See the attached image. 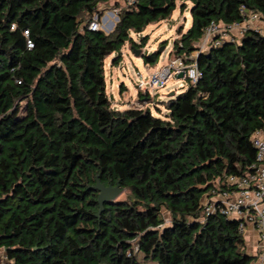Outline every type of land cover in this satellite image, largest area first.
I'll return each instance as SVG.
<instances>
[{"label":"trees","instance_id":"1","mask_svg":"<svg viewBox=\"0 0 264 264\" xmlns=\"http://www.w3.org/2000/svg\"><path fill=\"white\" fill-rule=\"evenodd\" d=\"M186 1L192 24L177 55L195 51L212 22L243 21L242 5L264 17V0H0V248L13 264L256 261L238 222L203 203L256 164L264 35L248 30L201 52L202 77L163 101L166 112L116 109L107 92V58L117 66L127 43L145 47L147 27ZM119 6L110 32L89 29ZM144 57L156 63L158 51ZM97 180L127 198L99 213Z\"/></svg>","mask_w":264,"mask_h":264},{"label":"built area","instance_id":"2","mask_svg":"<svg viewBox=\"0 0 264 264\" xmlns=\"http://www.w3.org/2000/svg\"><path fill=\"white\" fill-rule=\"evenodd\" d=\"M135 1L124 0V5H131ZM122 8V6L115 7L101 18L95 15L89 29L109 32L105 29L106 19H109L111 25L115 26ZM241 12L245 16L241 22L226 25L212 22L207 26L200 45L191 54L175 56L161 70L154 71L149 64H146L152 91L164 88L171 78H186L188 84H196L202 77L198 57L201 52L205 51V48L210 50L212 47H221L226 42H237L248 30L264 35V17L245 5L241 6ZM138 35L140 37L142 34ZM180 74L183 76L180 77ZM139 76L142 75L139 74ZM139 87L142 89L146 87V82L141 80ZM251 142L257 153L256 164L252 166V171L243 175L228 176L226 178L228 188L212 195H206L203 205L207 215L220 213L230 220L237 221L239 230L245 238L250 228L254 230L256 240L252 242L250 252L257 259L253 264H264V127L253 133ZM0 264H13L3 248H0Z\"/></svg>","mask_w":264,"mask_h":264},{"label":"rangeland","instance_id":"3","mask_svg":"<svg viewBox=\"0 0 264 264\" xmlns=\"http://www.w3.org/2000/svg\"><path fill=\"white\" fill-rule=\"evenodd\" d=\"M188 6L184 12H181L182 3H178V9L175 11L171 19L162 21L157 24H153L147 27L143 32V36L147 35L149 41L145 47L141 50L140 56H137L134 53L133 47L130 43H127L122 49V61L119 65H114L115 55H111L107 58L106 61V82H107V92L112 100V106L116 109H123L127 107H137V106H150L154 113H158L154 103L162 109L163 112H166L165 107L163 106V101H167L170 97L171 92L176 94L183 91V88L188 86V80L186 78H171L164 88L158 89L157 91H152L149 85L150 76L146 71V59L144 57L145 53L149 55L159 51L163 47V51L158 53V60L156 63H151V68L156 70H161L167 63L170 62L172 58L177 56L174 53V46L177 41H180V30L184 28V32L189 29L192 24L191 16V7L192 3L186 1ZM107 12V11H106ZM113 19V18H111ZM116 22V21H115ZM105 29L111 31L114 25L105 24ZM132 36L139 41L140 37L138 34L132 33ZM200 44H196V48ZM140 49V48H138ZM205 51L208 49L205 48ZM204 51V52H205ZM139 74L142 76L140 77ZM141 80L146 82V87L143 89L139 87ZM122 85L126 86V89H122ZM150 94L151 99H146L143 102L139 101L138 91L146 92ZM127 192L123 190L117 199H126ZM165 224H169L171 220L170 213L164 209L163 210ZM248 243V242H247ZM251 245L252 242L250 241ZM250 251V249H249ZM139 258L142 264H154L148 262L143 258L142 255H139Z\"/></svg>","mask_w":264,"mask_h":264},{"label":"water","instance_id":"4","mask_svg":"<svg viewBox=\"0 0 264 264\" xmlns=\"http://www.w3.org/2000/svg\"><path fill=\"white\" fill-rule=\"evenodd\" d=\"M133 50L137 56H140L142 51L141 49L133 48ZM162 51H163V47L159 49L158 53H161ZM182 76L183 74H180V77ZM169 95L173 96L175 95V92H171ZM94 189L96 191H99V196H98V202L100 204L99 213H101L104 210V206L106 203H113L123 191V189L120 188L119 184H117L116 186L113 185L106 186L103 183H101L100 180H97Z\"/></svg>","mask_w":264,"mask_h":264},{"label":"crops","instance_id":"5","mask_svg":"<svg viewBox=\"0 0 264 264\" xmlns=\"http://www.w3.org/2000/svg\"><path fill=\"white\" fill-rule=\"evenodd\" d=\"M117 1H119V0H111L110 4L113 5V4L116 3ZM120 1H123V0H120ZM109 11H111V9L108 10V12H109ZM106 23H107V24H110V26H112L111 23H110V20H109V19H106L105 24H106ZM198 43H200V42H198ZM246 240H247V242H248V243H247L248 249H251V245L249 244V242H250V241H251V242H255V240H256L255 232H254V230H252L251 228H250V231H249V234H248Z\"/></svg>","mask_w":264,"mask_h":264}]
</instances>
